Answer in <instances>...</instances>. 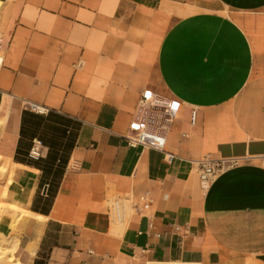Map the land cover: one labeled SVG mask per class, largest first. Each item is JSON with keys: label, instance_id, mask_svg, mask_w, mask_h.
Wrapping results in <instances>:
<instances>
[{"label": "crops", "instance_id": "0c3cea01", "mask_svg": "<svg viewBox=\"0 0 264 264\" xmlns=\"http://www.w3.org/2000/svg\"><path fill=\"white\" fill-rule=\"evenodd\" d=\"M147 88L181 103L170 161L123 138ZM205 154L264 155V0H0L12 264H264L262 162L202 191L192 160ZM141 193L139 210L112 218L115 198Z\"/></svg>", "mask_w": 264, "mask_h": 264}, {"label": "built area", "instance_id": "2783aa9c", "mask_svg": "<svg viewBox=\"0 0 264 264\" xmlns=\"http://www.w3.org/2000/svg\"><path fill=\"white\" fill-rule=\"evenodd\" d=\"M180 101L177 99H166L157 92L147 88L140 92L136 108L132 113V118L128 125V131L123 138L128 146L148 147L164 153L167 161L174 158L175 154L165 149L166 134L170 124L177 116L180 108ZM27 108L35 113H45L47 109L35 102H26ZM190 122H196V108H192ZM45 146L38 138L31 140L27 156L38 160L43 157ZM258 159L264 166V155L255 157H213L205 154L202 157L192 160V164L198 175L199 186L202 191L209 188L213 179L220 174L238 166L242 162L250 159ZM77 162L72 163L76 167ZM146 193L133 196L132 194L123 195L115 198L109 205V212L116 221H124L130 211L139 210V205L148 201Z\"/></svg>", "mask_w": 264, "mask_h": 264}, {"label": "rangeland", "instance_id": "374dc122", "mask_svg": "<svg viewBox=\"0 0 264 264\" xmlns=\"http://www.w3.org/2000/svg\"><path fill=\"white\" fill-rule=\"evenodd\" d=\"M4 174H5V172L4 173H0V180H1V178L4 177ZM9 179H10V176H9V172H8V177H7L6 182ZM6 186L7 185L5 183V186H3L2 189L0 190V197H4V195L6 193ZM4 208L5 209L8 208V209H12V210H18L19 209L14 204H9V203L0 201V214H2V212H3L2 210H4ZM116 223H118V222H116ZM7 238L8 237L3 236V235L0 234V245H6V246H8L9 243L7 244V241H6ZM8 256H9V258H8ZM12 261H13V258H12V249L11 248L8 249V248H5V247L0 246V263H9V264H12Z\"/></svg>", "mask_w": 264, "mask_h": 264}, {"label": "bare ground", "instance_id": "6f19581e", "mask_svg": "<svg viewBox=\"0 0 264 264\" xmlns=\"http://www.w3.org/2000/svg\"><path fill=\"white\" fill-rule=\"evenodd\" d=\"M5 160L6 161H4L3 163L1 162L0 164V173L9 172V176L11 177L12 171H14L13 169L14 165L11 162L7 161V159ZM9 182H10V179L6 182V185Z\"/></svg>", "mask_w": 264, "mask_h": 264}]
</instances>
